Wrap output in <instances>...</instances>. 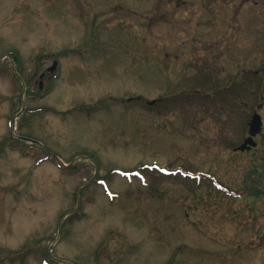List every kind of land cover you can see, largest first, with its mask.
Masks as SVG:
<instances>
[{
    "label": "rangeland",
    "instance_id": "1",
    "mask_svg": "<svg viewBox=\"0 0 264 264\" xmlns=\"http://www.w3.org/2000/svg\"><path fill=\"white\" fill-rule=\"evenodd\" d=\"M5 55L0 264H264V0H0Z\"/></svg>",
    "mask_w": 264,
    "mask_h": 264
},
{
    "label": "water",
    "instance_id": "2",
    "mask_svg": "<svg viewBox=\"0 0 264 264\" xmlns=\"http://www.w3.org/2000/svg\"><path fill=\"white\" fill-rule=\"evenodd\" d=\"M54 69V68H51ZM262 121L259 114H254L252 116L251 122L249 123V136L245 139V141L238 146L237 150L244 151L249 150L252 147L256 146V142L253 137H255L261 131Z\"/></svg>",
    "mask_w": 264,
    "mask_h": 264
},
{
    "label": "trees",
    "instance_id": "3",
    "mask_svg": "<svg viewBox=\"0 0 264 264\" xmlns=\"http://www.w3.org/2000/svg\"><path fill=\"white\" fill-rule=\"evenodd\" d=\"M253 194H260L261 193V191L259 190V189H253V192H252Z\"/></svg>",
    "mask_w": 264,
    "mask_h": 264
}]
</instances>
